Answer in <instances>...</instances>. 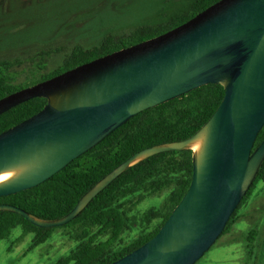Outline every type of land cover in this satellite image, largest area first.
I'll return each instance as SVG.
<instances>
[{"label":"water","instance_id":"obj_1","mask_svg":"<svg viewBox=\"0 0 264 264\" xmlns=\"http://www.w3.org/2000/svg\"><path fill=\"white\" fill-rule=\"evenodd\" d=\"M215 84L225 97L187 140L144 149L114 169L65 217L45 221L7 204L40 228L61 227L131 166L154 155H194L191 185L151 240L112 264H196L224 232L264 162V0H220L153 39L85 63L0 99V116L35 98L43 110L0 134V197L33 189L58 174L137 114Z\"/></svg>","mask_w":264,"mask_h":264},{"label":"trees","instance_id":"obj_2","mask_svg":"<svg viewBox=\"0 0 264 264\" xmlns=\"http://www.w3.org/2000/svg\"><path fill=\"white\" fill-rule=\"evenodd\" d=\"M220 0H185L178 8L157 14L154 22L135 26L123 34L107 32L97 44L85 47L77 44L41 51L36 70L18 82V59L0 60V99L33 86L85 63L124 48L165 34L194 18ZM64 57L58 67L49 69L54 56ZM222 85L209 84L179 98L145 110L115 130L96 147L72 161L45 183L14 195L0 197V205L23 209L31 216L45 221L68 215L80 199L99 181L136 153L158 145L173 144L195 135L214 115L225 97ZM47 100L35 98L0 116V134L29 119L44 109ZM264 141V127L255 147ZM194 151H170L146 158L131 166L80 213L61 227L40 228L23 216L0 211V241L21 228L23 236L33 234L28 251L46 243L58 229L68 230L76 247L56 264H112L151 240L169 219L187 193L194 172ZM264 183V162L254 183L231 216L219 239L237 223L240 212L259 183ZM166 194L158 207L145 214L139 232L131 241L126 235L133 231L136 208L146 199ZM152 229L147 228L154 224ZM255 234L248 235L254 245Z\"/></svg>","mask_w":264,"mask_h":264},{"label":"rangeland","instance_id":"obj_3","mask_svg":"<svg viewBox=\"0 0 264 264\" xmlns=\"http://www.w3.org/2000/svg\"><path fill=\"white\" fill-rule=\"evenodd\" d=\"M185 0H0V60L18 59L22 65L18 82L35 71L38 54L80 44L91 47L107 32L123 34L135 26L154 22L157 14L181 6ZM54 56L49 69L54 70L63 59ZM166 194L141 203L134 215L133 231L126 235L131 241L138 235L145 214L158 207ZM155 223L147 228L152 229ZM255 234L254 245L248 235ZM33 234L23 236L16 228L11 236L0 241V264H56L76 247L68 230L58 229L44 244L28 251ZM196 264H264V183L258 184L243 206L233 229L216 241Z\"/></svg>","mask_w":264,"mask_h":264},{"label":"bare ground","instance_id":"obj_4","mask_svg":"<svg viewBox=\"0 0 264 264\" xmlns=\"http://www.w3.org/2000/svg\"><path fill=\"white\" fill-rule=\"evenodd\" d=\"M203 147V139H199L191 144L192 148L196 153H200ZM20 173L19 170H11L0 173V184L5 183L13 178H15Z\"/></svg>","mask_w":264,"mask_h":264}]
</instances>
